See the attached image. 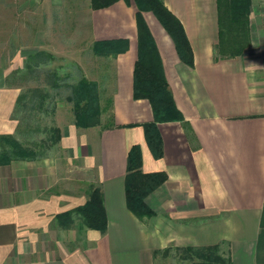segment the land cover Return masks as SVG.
Here are the masks:
<instances>
[{
    "label": "crops",
    "instance_id": "0c3cea01",
    "mask_svg": "<svg viewBox=\"0 0 264 264\" xmlns=\"http://www.w3.org/2000/svg\"><path fill=\"white\" fill-rule=\"evenodd\" d=\"M162 1L182 23L193 54V66L183 64L154 16L143 14L183 117L157 125L162 157L153 158L138 126L151 122L153 113L147 100L133 98L135 9L131 20L128 14L119 19L120 31L127 34L132 27L133 36L100 39L125 38L129 45L114 65V126L84 144L86 166L102 192L105 232L86 228L78 216L71 228L57 224L56 215L88 198L53 192L60 179L58 162L47 157L4 162L0 264H154L167 247L224 248L228 264H264V0H250L249 45L233 59H215L216 0ZM15 99L0 64V136L16 132L18 123L9 111ZM132 145L140 148L143 172L167 176L145 199L151 218L138 219L126 208V158Z\"/></svg>",
    "mask_w": 264,
    "mask_h": 264
},
{
    "label": "rangeland",
    "instance_id": "374dc122",
    "mask_svg": "<svg viewBox=\"0 0 264 264\" xmlns=\"http://www.w3.org/2000/svg\"><path fill=\"white\" fill-rule=\"evenodd\" d=\"M89 5L90 0H0V64L6 68V88L13 89L16 97L25 94L29 98L32 91L40 94V99L33 101L39 105L37 109L24 111L15 102L12 104L11 118L18 123L12 137L25 147L31 143L40 145L36 153L60 164V179L53 192L82 197L95 187L93 171L86 166L84 144L112 122L108 111L100 115L97 126L78 128L74 125L72 105L64 99L84 76L97 84L100 105L104 106L115 91L117 57L94 56L91 46L100 39L130 38L135 33L131 27L129 33L123 34L119 21L122 16L126 19L127 14L130 20L133 18L132 0L127 4L119 0V4L102 12H93ZM37 51L49 53L54 59L31 77L23 66L26 58ZM49 71L63 79L59 88L46 86L44 79ZM221 249L191 251L167 247L154 264H228L224 248Z\"/></svg>",
    "mask_w": 264,
    "mask_h": 264
},
{
    "label": "trees",
    "instance_id": "16d2710c",
    "mask_svg": "<svg viewBox=\"0 0 264 264\" xmlns=\"http://www.w3.org/2000/svg\"><path fill=\"white\" fill-rule=\"evenodd\" d=\"M119 0H90V9L99 11L108 9ZM126 4L128 0H123ZM136 9L135 22L137 31V58L133 68V98L145 99L150 104L153 120L140 126L144 139L154 159L162 157V143L157 125L166 122H180L183 117L176 108L172 95L164 78L158 51L150 31L144 21L143 14L150 13L160 26L170 36L174 43L179 60L188 67L193 66V54L184 27L180 20L164 5L162 0H132ZM250 0H216L217 12V44L214 48L215 59H233L241 56L249 45ZM125 38L97 40L91 46L94 56L110 58L123 54L128 49ZM53 56L44 51L29 55L23 68L31 77L38 75V70L53 61ZM66 78V77H65ZM46 86L57 89L63 79L55 71L45 75ZM63 86L68 87L67 84ZM40 99V94L31 92V96L20 94L16 97L15 106L21 110H34L38 104L34 99ZM65 101L72 105L74 125L87 129L99 124L103 112H110L113 127L112 99L100 105L97 84L88 81L84 76L72 87ZM59 138L56 142H59ZM40 147L36 143L24 146L11 135L0 136V164L9 161H34L42 158V153H36ZM164 172L145 173L142 171V157L138 145H132L126 158L125 204L126 208L138 219L151 218L154 213L145 203L146 197L158 186L166 182ZM74 216L88 229L105 232L107 217L103 204L102 192L99 187H92L83 205L56 215L55 220L60 227L70 228Z\"/></svg>",
    "mask_w": 264,
    "mask_h": 264
}]
</instances>
